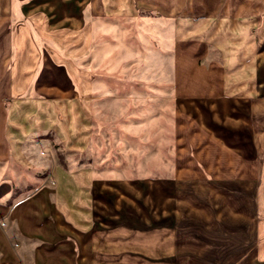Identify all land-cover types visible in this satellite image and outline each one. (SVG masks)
Listing matches in <instances>:
<instances>
[{"label": "rangeland", "instance_id": "obj_1", "mask_svg": "<svg viewBox=\"0 0 264 264\" xmlns=\"http://www.w3.org/2000/svg\"><path fill=\"white\" fill-rule=\"evenodd\" d=\"M143 1L81 38L79 125L27 135L46 145L0 166L9 199L49 186L59 238L91 225L111 264H264V0Z\"/></svg>", "mask_w": 264, "mask_h": 264}, {"label": "crops", "instance_id": "obj_2", "mask_svg": "<svg viewBox=\"0 0 264 264\" xmlns=\"http://www.w3.org/2000/svg\"><path fill=\"white\" fill-rule=\"evenodd\" d=\"M143 3V0H0V84L7 89L0 95V102L13 101L9 110L0 108V166L9 158L27 163L31 159L28 151L46 145L42 141H27V135L64 132L58 112L71 116L75 131L82 93L90 79L89 71L77 61L82 53L80 42L106 29L113 17H136L137 6ZM244 26L239 24L237 28ZM67 34L76 45L70 61L62 51L63 36ZM250 64L248 61V73ZM258 75L264 76L262 71ZM202 116L211 118L210 109L202 110ZM9 182L0 173V264H111L109 248L106 250L105 243L99 244L101 239L92 235L95 231L91 225L86 240L82 241L80 234L74 232L72 247L59 238L64 213L56 206L50 208L49 186L10 201L13 187ZM86 213L90 217V211ZM72 223L80 229L76 221ZM235 244L222 246L227 259L235 255L233 251L238 249ZM173 251L172 256L167 253L169 259L174 258Z\"/></svg>", "mask_w": 264, "mask_h": 264}]
</instances>
